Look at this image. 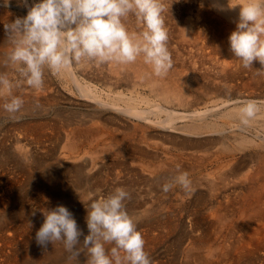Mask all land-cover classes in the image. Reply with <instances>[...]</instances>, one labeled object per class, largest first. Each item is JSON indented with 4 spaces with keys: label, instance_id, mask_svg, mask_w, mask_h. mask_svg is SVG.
<instances>
[{
    "label": "rangeland",
    "instance_id": "obj_1",
    "mask_svg": "<svg viewBox=\"0 0 264 264\" xmlns=\"http://www.w3.org/2000/svg\"><path fill=\"white\" fill-rule=\"evenodd\" d=\"M29 2L31 3L32 0H29ZM165 2L170 8V11L165 13V21L167 22L165 25L166 27L168 26L167 29L169 33L168 48L169 51H172L170 52L172 60L173 58L178 57L176 60H173V66L166 75H161V77L155 75L150 65L147 66V64L143 62L142 57L132 64V67L134 65V68H132L130 64L117 67L114 66V64H117L115 62L112 63L114 67L111 63H106L104 66L100 65L104 70H110L112 73H108L110 75H108L109 80L106 78H101L100 80L98 78L97 75L99 74H97V71L99 65L95 63L84 62L77 65L79 67L77 76H79L81 80H85V82L91 87L93 85L94 87H92V89H94L96 93H100L99 95L102 98H109L110 100H113L115 104L117 103V105L122 107L125 105L131 106L132 104V106L138 109H145L144 112H147L145 114L149 121L135 115H129L122 111L120 112L116 109L113 110L108 107L101 108V106L95 101H91L87 99L85 95L79 94L78 90L71 85L72 83L68 81L64 73L59 76H53L46 73L44 86L40 90H34L27 86L14 90V94L22 96L25 101L21 118L18 120H10L7 118V114L2 108L4 100L0 99V236L3 235L6 238H3V236L0 237V264H23L22 261L24 262L26 257L27 261L24 262V264H86V252H81L77 260H70V254L65 251L62 243H49L45 249L37 245L35 241L36 230L38 231L44 221L43 212L46 209L50 210L58 205L55 200L58 196L48 191V187L41 183L42 179L51 176H53L52 178L60 185L63 186V184H65L63 187L66 188L63 190L62 194H65L66 196L62 195V197L70 196L65 198L66 204L64 206L73 214L78 227L83 230L84 235L88 234V229H86L87 226L85 224V215H87L85 206L88 202L89 193L94 192L96 189H100V194L106 195L116 187H124L131 194V199L125 202L127 210L131 215L140 217L137 229L140 232L143 231L141 233L144 240L147 238L145 240V251L151 257L153 264H192L194 263L192 258L190 256L187 258L186 256L187 247L190 246L187 237H189V235H197L200 231V225L195 227L194 224L192 225L191 219L196 215L198 217L201 215L202 202L200 203V201L202 198L201 195L204 194L203 192L205 191V183L219 181V176L223 174V172L228 174V178L235 179L237 176H242L247 168L255 167V169H257L260 166L262 167V165L264 166L263 143H256L254 145L248 144L245 146L241 145L240 147L237 145V136H239V134H247V137H251L257 132L260 133V131H264V107L260 106L259 103H261V101H257V93L260 92L257 89L258 87L255 86V89L253 83H250V85L248 83L246 85L245 83L243 84L241 78H234L231 80V77L227 76L228 73L225 74V72L240 68L238 63H231L232 61H230L231 64L228 62L230 66L229 64L226 65L227 59L229 61L227 53H222L220 50L216 51V48L213 50H210L209 48V50H204V47H202L197 50V41L194 38H188V40L185 41H182L181 38H179L177 31H179L178 29L181 27V24H183L185 19L184 23L187 21L186 24H189V26H191L193 22H196V24L202 22V15L199 13L200 6L202 3L203 7L206 5L208 7L207 1L165 0ZM199 2L200 4H198ZM0 3H2V0H0ZM16 3L17 0H12V3L8 8L0 7V13L3 14L0 15V18L2 19L0 20V29L3 31H0L2 32V38H4V40H0V56L3 58V54L9 48L7 41H5L6 36L4 25L22 15V12L19 11V8L16 6ZM195 4H198L199 11L194 9ZM175 9H178V14H174L176 12ZM209 9L211 10L210 7ZM187 16L189 17L187 18ZM198 18H200V22H198L199 20H195ZM127 21V25L132 23L136 24V22H134V17H130ZM193 39L194 42H192ZM176 45L180 46L177 47ZM171 46L173 47L171 48ZM174 49L176 50L174 51ZM175 52H177V56ZM193 57L195 59H193ZM141 64L145 68V70H143L144 73L140 72L143 69ZM201 65L206 67L203 68ZM208 65H211V67H208ZM137 66L140 68H136ZM124 67L126 71L124 70ZM4 69L5 68H2L1 71H4ZM137 69H139L140 75H144L145 71L147 72V70L151 69L150 76L153 75L152 77L154 80L157 78L155 81L158 83V86H155L154 89H152L149 87L151 85L150 82L143 83L140 81V75H138ZM5 70L10 77L15 78V74L11 68H6ZM122 70H124V72H122ZM215 71L216 73H214ZM115 72H120V75L122 74L121 80L119 81V79H117L119 81L118 83L115 82ZM245 73L242 74L245 75ZM197 74L201 76H198ZM115 83L117 85L116 87L114 86ZM168 84L170 86H168ZM215 86H218L219 91L212 90ZM178 92L182 95L181 97L177 95ZM122 93L124 96L121 97L120 95H122ZM116 94L119 95V97ZM128 94L132 95L134 101L127 100L129 99L126 98L129 96ZM147 96L149 98H147ZM244 96H249L251 99H254L253 101L258 102L260 111L251 119L252 122L251 120L249 121L250 125L249 123L245 125V127L242 125L243 129H238V126H235L233 127L234 132H229V124L226 121L233 120L238 124H242L240 123L242 114L239 113L238 108H241L239 102L244 100ZM224 100L228 101L224 102ZM160 105L179 112L203 110L208 107L209 109L212 108L216 111H214V118L212 117L209 122L214 124L213 128L215 125H218L212 129V127H207L205 121L202 119H197V122L196 119H181L179 117L178 119L174 116V121L172 120V123L177 126H182L183 128L180 130V128L174 129L164 127L160 123H156L157 119H166L168 116L165 111L158 108ZM253 119L256 122H254ZM168 125L170 124L168 123ZM194 126H197V128ZM224 127L225 129H223ZM193 128H196V132L191 131ZM101 134L102 136H100ZM173 136L174 138H172ZM73 137H75L74 139H81V145L77 148L76 152L71 150L72 148H70V145L68 146L69 143L71 144ZM223 137L226 139L224 140L226 145L229 146L231 144L227 147L228 151H224L221 147V139ZM68 140H70V142ZM87 140H90L91 142H88ZM208 151L209 153H207ZM199 156L200 158H198ZM147 159L149 161H147ZM143 161L147 164L149 162L151 163L147 165ZM221 162H228V165L224 166L225 169H223V166H218ZM139 164L141 165V168ZM177 166H179L182 171H187L190 174L192 180L191 191L184 192L177 187L167 194L161 192L159 185L170 176L176 174ZM234 168L236 173H230V170ZM261 169H264V167ZM49 193L52 194L49 195ZM33 212H35V215H33ZM80 213L82 215H80ZM195 228L196 230H194ZM20 229L21 231H19ZM4 233L10 238H7ZM83 239L84 236H81V243ZM6 240H8V242ZM106 247L110 248L111 246L106 245Z\"/></svg>",
    "mask_w": 264,
    "mask_h": 264
},
{
    "label": "clouds",
    "instance_id": "obj_2",
    "mask_svg": "<svg viewBox=\"0 0 264 264\" xmlns=\"http://www.w3.org/2000/svg\"><path fill=\"white\" fill-rule=\"evenodd\" d=\"M11 3L2 0L0 7L8 8ZM17 6L26 8L27 14L5 23L9 48L0 60V65L15 74L13 78L0 71V99L10 120L20 119L25 105L14 90L23 86L42 89L46 73L59 76L84 62L130 64L141 57L157 76L166 75L173 66L165 25L170 8L165 0H17ZM211 7L217 11L239 8L235 30L228 37L230 52L244 69H253V62L258 61L261 68L256 72L264 75V0H228L226 6L213 0ZM130 17L135 19V32L127 26ZM239 103L241 123L247 125L260 107L253 100ZM177 187L184 192L192 189L190 174L179 166L175 175L159 185L165 194ZM100 193V189L89 193L87 235L69 209L57 205L43 212L36 243L46 249L49 243L60 242L70 260L86 252V264H153L137 229L140 217L126 207L130 192L116 187L106 195Z\"/></svg>",
    "mask_w": 264,
    "mask_h": 264
},
{
    "label": "bare ground",
    "instance_id": "obj_3",
    "mask_svg": "<svg viewBox=\"0 0 264 264\" xmlns=\"http://www.w3.org/2000/svg\"><path fill=\"white\" fill-rule=\"evenodd\" d=\"M168 1V0H166ZM202 1H207L208 7L207 5L202 7L200 6V14L202 15V22H200V18L195 19V20H199L197 23L193 22V24L195 25H191L189 26V24H186V22L183 24H181V27H177L179 28L177 31L179 38H181V40L185 41L188 40V38H194L197 43H196V48L197 50H199V48L204 47V50H213L214 48H216L218 50H220L222 53H227L228 57H229V61L227 59V64L228 65L230 63V61L236 62V64L238 63V66H240V68L238 69H234V70H230L228 72H225V74L228 73V77H231V80L234 78H241L243 84L245 83V85L248 83L250 85V83L254 84V88L256 89V87H258L257 89L260 91L257 93L258 95V100L257 101H261L260 106L264 107V75H259L257 74L256 70L261 68V65L259 64L258 61H254L253 62V69H244L241 66V63L239 60L235 59L233 54L230 52V46H229V42H228V37L230 35V33L232 31L235 30L236 24L235 21L238 19V12H239V8L237 7L236 9H231V10H225V11H217L216 9L211 7V4L213 2V0H202ZM177 2V1H176ZM180 2V1H179ZM192 2V1H191ZM198 2V1H197ZM233 2H242V0H233ZM14 3V2H13ZM30 3V2H29ZM32 3V2H31ZM166 3V2H165ZM181 3V2H180ZM219 3L224 4L225 6L228 3V0H219ZM176 4V3H175ZM200 4V2L198 3ZM198 4H195V10H198ZM177 5V4H176ZM181 5V4H179ZM185 5V4H184ZM183 5V6H184ZM197 5V6H196ZM202 5V3H201ZM17 6V3H16ZM189 6V5H188ZM192 6V5H190ZM173 7V6H172ZM209 7L211 8V10L209 9ZM19 11L22 12V15L25 16L27 14V9L24 7H18ZM16 8V9H17ZM178 8V7H177ZM181 8V7H180ZM13 9V8H12ZM179 9V8H178ZM178 9L176 10V12L174 14H178ZM184 9V8H182ZM191 9V8H190ZM174 10V9H173ZM213 10V12H212ZM3 11V10H2ZM181 11V10H180ZM190 11V10H189ZM188 11V12H189ZM199 11V10H198ZM196 11V12H198ZM9 13V11H8ZM20 13V12H19ZM184 13V12H183ZM191 13V12H190ZM194 13V12H192ZM2 13H0L1 15ZM7 14V13H6ZM13 14V13H11ZM21 14V13H20ZM168 14V13H167ZM3 15V14H2ZM17 15V14H16ZM19 15V14H18ZM22 15H20L22 17ZM172 15V14H171ZM182 15V14H181ZM190 15V14H188ZM8 16V15H7ZM12 16V15H11ZM178 16V15H177ZM198 16V14H197ZM10 17V16H9ZM8 17V18H9ZM13 17V16H12ZM184 17V16H183ZM189 16H187L188 18ZM195 18V17H194ZM197 18V17H196ZM11 19V18H10ZM0 20H2L0 18ZM8 20V19H6ZM5 20V21H6ZM168 20V19H167ZM131 21V19H130ZM192 21V20H190ZM128 22V21H127ZM135 22V21H134ZM173 22V21H172ZM189 22V21H188ZM165 23H167L165 21ZM180 24V23H179ZM191 24V23H190ZM1 26V25H0ZM129 28V31L131 32H135L138 30L137 25L136 24H130L127 25ZM168 27V26H167ZM175 27V26H174ZM173 28V27H172ZM1 30V29H0ZM3 31V30H1ZM0 31V40L4 38H2V32ZM175 37V36H174ZM194 39L192 42H194ZM6 41V40H5ZM191 41V40H190ZM171 42V41H170ZM169 42V43H170ZM180 42V41H179ZM5 43V42H3ZM173 43V42H172ZM171 43V44H172ZM183 43V42H182ZM181 43V44H182ZM175 44V43H174ZM178 44V43H177ZM192 44V43H191ZM188 45V44H187ZM203 45V46H201ZM169 46V45H168ZM177 46V45H176ZM180 45H178L177 47H179ZM173 46H171L172 48ZM188 47V46H187ZM192 47V46H191ZM186 48V47H184ZM193 48V47H192ZM206 48V49H205ZM209 48V49H208ZM182 49V48H181ZM171 50V49H170ZM176 49H174L175 51ZM178 50V49H177ZM184 50V49H183ZM190 50V49H189ZM202 50V49H201ZM172 52V51H170ZM213 52V51H212ZM176 56H177V52ZM206 53V51H205ZM218 53V52H217ZM188 54V53H187ZM193 54V53H192ZM199 54V53H198ZM222 55V54H221ZM226 55V54H225ZM172 56V55H171ZM182 56V55H181ZM194 56V55H193ZM220 56V55H219ZM183 57V56H182ZM185 57V56H184ZM188 57V55H187ZM224 57V56H223ZM226 57V56H225ZM178 58V57H177ZM177 58H173V60L177 59ZM4 58L2 56H0V60H3ZM139 59V58H138ZM180 59V58H179ZM193 59H195L193 57ZM199 59V58H197ZM183 60V59H182ZM207 60V59H206ZM223 60V59H222ZM180 61V60H179ZM192 61V60H191ZM136 62V61H135ZM139 62V61H138ZM178 62V61H177ZM222 62V61H221ZM229 62V63H228ZM113 63V62H112ZM111 63V65L113 66V64ZM191 63V62H190ZM216 63V62H215ZM230 63V64H231ZM133 63H130V66L132 67ZM185 64V63H184ZM229 64V66H230ZM80 65V64H79ZM110 65V66H111ZM122 65H127V64H114V66H122ZM137 65V63H136ZM142 65V64H141ZM183 65V64H182ZM187 65V63H186ZM214 65V64H212ZM222 65V64H221ZM92 66V65H90ZM104 66V64H103ZM113 66V67H114ZM140 66V65H139ZM139 66H137L136 68H138ZM149 66V65H147ZM193 66V65H192ZM204 67V65H201ZM218 66V65H217ZM86 67V66H85ZM98 73L99 75L98 78L101 80V78H106L108 79V73H111L110 70H104L102 68V66H98ZM116 67V68H117ZM141 67V66H140ZM139 67V68H140ZM152 68V66H150ZM200 67V66H199ZM208 67H211V65ZM224 67V66H223ZM228 67V66H227ZM237 67V66H236ZM4 68L2 65H0V71L1 69ZM79 67L77 65H75L72 69H70L68 72H65L64 75H66V78L68 79V81L70 83H72L71 85H73L76 90H78L79 94L85 95V97H87V99L91 100V101H95L99 106L104 107H108L111 109H116L118 111H122L126 114L129 115H135L137 117H141L143 119H147V115L144 112L143 109H138L134 106H119L117 105V103L115 104L113 102V100H110L109 98H102L99 94L100 93H96L94 91V89H92V87H94L92 85V87L85 82V80H81L79 78V76H77V71H79L78 69ZM114 68V69H116ZM134 68V65L133 67ZM142 70L140 71L141 73H144L143 70H145V68L142 65ZM219 68V66H218ZM225 68V67H224ZM222 68V69H224ZM6 69V68H5ZM4 69V71H6ZM112 69V68H110ZM207 69V68H206ZM213 69V68H212ZM96 70V68H95ZM125 70V67H124ZM124 70H122V72H124ZM138 70V72H137ZM136 72L139 74V69H137ZM153 70V69H152ZM196 70V69H194ZM199 70V68H198ZM210 70V68H209ZM225 70V69H224ZM246 70V71H244ZM89 71V70H88ZM126 71V70H125ZM203 71V70H202ZM220 71V70H219ZM121 72V70H120ZM119 73H116L114 75H116V80L115 82L118 83L121 78H122V74L120 75ZM135 72V73H136ZM150 72L151 69L147 70V72L145 71L144 75H140V81H142L143 83H151V85L149 86L150 88L154 89L155 86H158V83L153 79V75L150 76ZM174 72V71H172ZM171 72V73H172ZM205 72V71H204ZM222 72V71H221ZM220 72V73H221ZM246 72V73H245ZM199 73V72H198ZM216 73V71L214 72ZM242 73H245L242 74ZM112 74V73H111ZM184 74V73H183ZM202 74V72H201ZM198 75V74H197ZM94 76V75H93ZM107 76V77H106ZM110 76V75H109ZM201 76V75H198ZM204 76V75H203ZM217 76V75H216ZM215 76V77H216ZM221 76V75H220ZM226 76V75H225ZM226 76V77H227ZM138 77V78H139ZM161 77V76H160ZM189 77V76H188ZM205 77V76H204ZM110 78V77H109ZM159 78V77H158ZM171 78V77H170ZM202 78V77H201ZM211 78V77H210ZM224 78V77H223ZM113 79V78H112ZM111 79V80H112ZM119 79V81L117 80ZM136 79V77H135ZM163 79V77H162ZM198 79V78H197ZM230 79V78H229ZM174 80V79H173ZM207 80V79H206ZM91 81V80H90ZM172 81V80H171ZM208 81V80H207ZM215 81V80H212ZM237 81V80H236ZM211 82V81H210ZM209 82V83H210ZM217 82V81H216ZM220 82V81H219ZM115 83V87L117 86ZM163 83V81H162ZM175 83V82H173ZM190 83V82H189ZM194 83V82H193ZM206 83V82H205ZM208 83V84H209ZM167 84V83H166ZM217 84V83H216ZM242 84V85H243ZM185 85V84H184ZM213 85V83H212ZM215 85V84H214ZM219 85V84H218ZM239 85V84H238ZM168 86H170L168 84ZM173 86V85H172ZM256 86V87H255ZM246 87V86H245ZM160 88V87H159ZM157 88V89H159ZM177 88V87H176ZM237 88V87H236ZM102 89V88H101ZM164 89V88H163ZM168 89V88H167ZM213 91H219L218 86H215L213 89ZM77 92V91H76ZM122 92V91H121ZM119 92V93H121ZM135 92V91H134ZM153 92V91H152ZM164 92V91H163ZM172 92V91H171ZM118 93V94H119ZM146 93V92H145ZM26 94V93H25ZM167 94V93H166ZM170 94V93H169ZM176 94V93H174ZM241 94V93H240ZM102 95V93H101ZM117 95V94H116ZM129 95V94H128ZM177 95L179 97H181L182 95L179 94V92L177 93ZM244 95V94H243ZM249 95V94H248ZM81 96V95H80ZM119 97V95H117ZM121 97L124 96V94L122 93V95H120ZM168 96V95H167ZM234 96V95H233ZM141 97V96H140ZM84 98V97H83ZM129 98L127 100H131L134 101L132 95H129ZM136 98V97H135ZM147 98H149L147 96ZM152 98V97H151ZM165 98V97H164ZM176 98V97H175ZM255 98V97H254ZM115 99V98H114ZM121 99V98H120ZM142 99V98H141ZM244 100H254L251 99V97L249 96H244L243 97ZM260 99V100H259ZM136 100V99H135ZM140 100V99H139ZM146 100V99H145ZM152 100V99H151ZM235 100V99H234ZM237 100V98H236ZM235 100V101H236ZM240 100V99H239ZM112 101V102H111ZM115 101V100H114ZM126 101V100H125ZM228 101V100H226ZM224 100V102H226ZM130 102V101H128ZM140 102V101H139ZM153 102V101H152ZM158 102V101H157ZM186 102V101H185ZM92 103V102H91ZM235 103V102H234ZM258 103V102H257ZM225 104V103H224ZM231 104V103H230ZM159 105V104H158ZM219 106V105H218ZM160 110L165 111L168 116L167 118H163V119H157L156 123H160L162 126L164 127H168V128H180V130L183 128L182 126H177L174 125V123H172V120L174 119V116H176L177 118H190V119H202L205 121V124L207 127H212V129H214L215 127H217V125H215V127L213 128V123L209 122L211 121L213 115H215L216 110L210 108H206L203 110H193L191 112H179V111H175L173 109H169V107H162L161 105L158 107ZM214 108V107H213ZM238 108V107H237ZM235 108V109H237ZM158 109V110H159ZM218 109V107H217ZM157 110V109H156ZM188 110V109H187ZM239 113H241L240 108H238ZM151 112V111H149ZM234 112V111H233ZM237 112V111H235ZM222 113V112H221ZM262 114V113H261ZM217 116V115H216ZM219 116V115H218ZM231 117V116H230ZM239 117V116H238ZM237 117V118H238ZM242 117V115H241ZM116 118V117H115ZM176 118V119H177ZM178 118V119H179ZM214 118V117H213ZM216 118V117H215ZM240 118V117H239ZM175 119V120H176ZM224 119V118H222ZM229 119V118H228ZM114 120V119H113ZM141 120V119H140ZM149 121V119H147ZM227 120V119H226ZM254 120V119H253ZM257 120V119H256ZM259 120V119H258ZM118 121V120H117ZM174 121V120H173ZM194 121V120H193ZM201 121V120H199ZM264 121V120H263ZM154 122V121H153ZM198 122V120H197ZM229 124V132H234L233 131V127H237L242 128L243 124H238L236 122H234L233 120L230 121H226ZM252 122V120H251ZM254 122H256L254 120ZM168 123L170 125H168ZM204 123V122H203ZM218 123V122H217ZM241 123V122H240ZM264 123V122H263ZM124 124V123H123ZM179 124V123H178ZM222 124V123H221ZM255 124V123H254ZM261 124V123H260ZM36 125V124H35ZM186 125V124H184ZM250 125V123H249ZM257 125V124H256ZM96 126V125H95ZM108 126V125H107ZM223 126V125H222ZM253 126V125H252ZM259 126V125H258ZM197 128V126H194ZM245 127V125H244ZM256 127V126H255ZM86 128V127H85ZM98 128V127H97ZM127 128V127H126ZM196 128H193V130L191 129V131L196 132ZM253 128V127H252ZM260 128V127H258ZM264 128V127H263ZM71 129V128H70ZM225 129V127L223 128ZM228 129V128H227ZM236 129V128H234ZM236 129V130H238ZM243 129V128H242ZM246 129V128H245ZM93 130V129H92ZM96 130V129H94ZM218 130V129H217ZM74 131V130H73ZM77 131V130H75ZM80 131V130H79ZM202 131V130H201ZM222 131V130H221ZM244 131V130H243ZM248 131V130H247ZM254 131V130H253ZM252 131V132H253ZM105 132V131H104ZM103 132V133H104ZM161 132V131H160ZM159 132V133H160ZM213 132V131H212ZM226 132V131H225ZM228 132V131H227ZM257 132V131H256ZM102 133V132H101ZM149 133V132H148ZM173 133V132H172ZM201 133V132H199ZM209 133V132H208ZM223 133V132H221ZM255 133V132H254ZM253 133V134H254ZM68 134V133H67ZM84 134V133H83ZM161 134V133H160ZM206 134V133H204ZM86 135V133H85ZM94 135V134H93ZM99 135V134H97ZM146 135V134H145ZM163 135V134H162ZM221 135V134H220ZM231 135V134H230ZM247 134H239L238 137V141H237V145L238 147L245 146L248 144H260L263 143L264 144V131L260 133H255L254 136L251 137H247ZM249 135V134H248ZM69 136V135H68ZM71 136V135H70ZM73 136V135H72ZM79 136V135H78ZM95 136V135H94ZM102 136V134L100 135ZM116 136V135H115ZM114 136V137H115ZM76 137V136H75ZM73 137V140L71 141V144L69 143L70 140H68L70 145V148H72L71 150L75 151L77 150V148L81 145V139ZM147 137V136H146ZM151 137V136H150ZM166 137V136H165ZM214 137V136H213ZM231 137V136H230ZM236 137V138H237ZM68 138V137H67ZM90 138V137H89ZM92 138V137H91ZM102 138V137H100ZM164 138V136H163ZM174 138V136L172 137ZM171 138V139H172ZM184 138V137H183ZM210 138V137H209ZM216 138V137H215ZM186 139V138H185ZM95 140V139H93ZM97 140V138H96ZM110 140V139H109ZM113 140V139H112ZM151 140V139H150ZM165 140V138H164ZM192 140V139H191ZM209 140V139H208ZM213 140V139H212ZM224 140H226L224 137L221 139V147L224 151H228L229 147L228 145H226V143L224 142ZM88 141V140H87ZM90 141V140H89ZM88 141V142H89ZM181 141V139H180ZM196 141V140H195ZM194 141V142H195ZM234 141V140H233ZM236 141V140H235ZM91 142V141H90ZM108 142V141H106ZM228 142V141H227ZM110 143V142H109ZM107 143V144H109ZM181 143V142H178ZM235 143V142H234ZM233 143V144H234ZM94 144V143H93ZM229 144V143H228ZM112 145V144H111ZM110 145V146H111ZM114 145V144H113ZM125 145V144H124ZM149 145V144H148ZM236 145V146H237ZM252 145V146H253ZM99 146V145H98ZM115 146V145H114ZM174 146V145H173ZM251 146V145H250ZM259 146V145H258ZM20 147V146H19ZM66 147V146H65ZM104 147V146H103ZM124 147V146H123ZM165 147V146H164ZM191 147V146H190ZM254 147V146H253ZM64 148V147H63ZM69 148V149H70ZM151 148V147H150ZM181 148V147H180ZM194 148V147H193ZM203 148V147H202ZM220 148V147H219ZM95 149V148H94ZM113 149V148H112ZM182 149V148H181ZM200 149V148H199ZM217 149V148H215ZM64 150V149H63ZM90 150V149H89ZM92 150V149H91ZM104 150V148H103ZM110 150V149H109ZM139 150V149H138ZM143 150V149H142ZM259 150V149H258ZM67 151V150H66ZM82 151V150H81ZM112 151V150H111ZM116 152V151H115ZM192 152V151H190ZM197 152V151H196ZM211 152V151H210ZM242 152V151H241ZM69 153V151H68ZM209 153V151L207 152ZM72 154V153H71ZM149 154V153H148ZM154 154V153H153ZM157 154V153H155ZM173 154V153H172ZM190 154V153H189ZM203 154V153H202ZM206 154V153H205ZM228 154V153H227ZM68 155V154H67ZM152 155V154H151ZM175 155V154H174ZM200 155V154H199ZM208 155V154H207ZM77 156V155H76ZM164 156V155H163ZM204 156V155H203ZM232 156V155H231ZM171 157V156H170ZM180 157V156H179ZM202 157V156H201ZM94 158V157H93ZM96 158V155H95ZM94 158V159H95ZM165 158V157H164ZM172 158V157H171ZM182 158V157H181ZM200 158V156L198 157ZM205 158V157H204ZM243 158V157H241ZM250 158V157H248ZM167 159V158H166ZM196 159V158H195ZM145 160V159H144ZM150 160V158H149ZM147 159V161H149ZM170 160V159H169ZM193 160V159H192ZM219 160V159H218ZM156 161V160H155ZM216 161V160H215ZM85 162V161H84ZM145 162V161H143ZM154 162V161H153ZM171 162V161H170ZM211 162V161H210ZM91 163V162H90ZM139 163V162H138ZM146 163V162H145ZM151 163V162H149ZM148 163V164H149ZM158 163V162H157ZM162 163V162H161ZM72 164V163H71ZM144 164V163H143ZM147 164V163H146ZM145 164V165H146ZM147 164V165H148ZM200 164V163H199ZM203 164V163H202ZM235 164V163H234ZM140 165V164H139ZM142 165V163H141ZM140 165V168H141ZM153 165V164H152ZM173 165V164H172ZM175 165V163H174ZM225 165H228V162H221V164H218L219 167L223 166V169ZM242 165V164H241ZM157 166V164H156ZM205 166V165H204ZM147 167V166H146ZM149 167V166H148ZM151 167V165H150ZM149 167V168H150ZM159 167V166H158ZM162 167V166H161ZM173 167V166H172ZM233 167V166H232ZM242 167V166H241ZM257 167V166H256ZM264 166L262 165V167L260 166L259 168L255 169V167L252 168H247V170L243 173L242 176L240 177H236L235 179H230L228 178V174L223 172V174H221L219 177V181H211L208 183H205V191L203 192L204 194H202V198L200 203L202 204V212L201 215L198 217L197 215L191 219L192 220V225L194 224L195 227H197L198 225H200V231L197 235H189L188 238V243L190 244V246L187 247V258L190 256L192 258V260L194 261V263L192 264H264ZM69 168V167H68ZM98 168V167H97ZM171 168V167H170ZM217 168V167H216ZM50 169V168H49ZM53 169V168H52ZM64 169V168H63ZM198 169V168H197ZM214 169V168H212ZM67 170V169H66ZM146 170V169H145ZM151 170V169H150ZM155 170V169H154ZM238 170V169H237ZM46 171V170H45ZM69 171V170H68ZM198 171V170H197ZM228 171V170H227ZM51 172V171H50ZM157 172V171H156ZM206 172V171H205ZM212 172V171H211ZM63 173V172H62ZM222 173V172H221ZM230 173H236L235 168L230 170ZM7 174V173H6ZM46 174V173H45ZM52 174V173H51ZM77 174V173H76ZM75 174V175H76ZM152 174V173H151ZM158 174V173H157ZM165 174V173H164ZM211 174V173H210ZM214 174V173H213ZM232 174V175H234ZM50 175V174H49ZM74 175V176H75ZM78 175V174H77ZM231 175V174H229ZM63 176V175H62ZM204 176V175H203ZM35 177V176H34ZM51 177H47L41 180V183L46 185L48 187V191L56 194L58 197H56V201L58 203V205H65L66 201L65 198L69 197H62V193L63 190L66 187H63L65 184L60 185L58 182H56V180H54ZM55 177V176H54ZM64 177V176H63ZM76 177V176H75ZM159 177V176H158ZM167 177V175H166ZM12 178V177H11ZM156 178V177H155ZM162 178V177H161ZM239 178V179H238ZM84 179V178H83ZM100 179V178H99ZM252 179V180H251ZM10 180V179H9ZM12 180V179H11ZM16 180V179H15ZM58 180V179H57ZM212 180V179H211ZM85 181V179H84ZM154 181V180H153ZM201 181V180H200ZM61 182V181H60ZM202 183V182H201ZM5 184V183H4ZM41 185V184H40ZM202 185V184H200ZM3 186V185H2ZM203 186V185H202ZM42 188V187H41ZM2 189V188H1ZM6 189V188H5ZM42 190V189H41ZM85 190V189H83ZM39 191V190H38ZM69 191V190H68ZM72 191V190H71ZM43 192V191H42ZM66 192V190H65ZM70 192V191H69ZM1 193V192H0ZM6 193V192H5ZM37 193V191H36ZM52 193H49V195H51ZM67 193V192H66ZM75 193V192H74ZM78 193V192H77ZM81 194V193H80ZM84 194V193H83ZM185 194V193H184ZM39 195V194H38ZM72 195V194H71ZM192 195V193H191ZM63 196H66L65 194ZM81 196V195H80ZM187 196V195H186ZM4 197V196H3ZM34 197V196H33ZM42 198V196H41ZM51 198V197H50ZM6 199V198H4ZM37 199V198H35ZM34 199V200H35ZM40 199V198H38ZM69 199V198H68ZM45 200V199H44ZM48 200V199H47ZM50 200V199H49ZM200 200V199H199ZM41 201V200H40ZM46 201V200H45ZM54 201V200H53ZM55 201V202H56ZM69 201V200H68ZM136 201V200H135ZM195 201V199H194ZM49 202V201H48ZM54 202V203H55ZM141 202V201H140ZM41 203V202H40ZM43 203V202H42ZM68 203V202H67ZM37 204V203H36ZM53 204V203H52ZM183 204V203H182ZM181 204V205H182ZM1 205V204H0ZM47 205V204H46ZM57 205V204H55ZM70 205V204H69ZM151 205V204H150ZM199 205V204H198ZM87 206V204H86ZM51 207V206H50ZM53 207V206H52ZM69 207V206H68ZM191 207V206H190ZM79 208V207H78ZM132 208V207H131ZM84 209V208H83ZM187 209V208H186ZM189 209V208H188ZM41 210V209H40ZM47 210V209H46ZM75 210V209H74ZM77 210V209H76ZM19 211V210H18ZM17 211V212H18ZM79 211V210H77ZM193 211V210H192ZM82 213V211H81ZM80 213V215H82ZM20 214V213H19ZM78 214V213H77ZM18 215V214H16ZM75 215V214H74ZM86 216V215H85ZM18 217V216H17ZM35 217V216H34ZM37 217V216H36ZM165 217V216H164ZM9 219V218H8ZM174 219V218H173ZM84 220V219H83ZM147 220V219H146ZM160 220V219H159ZM168 220V219H167ZM4 221V220H3ZM34 221V220H33ZM165 221V220H164ZM26 222V221H25ZM32 222V221H31ZM24 223V222H23ZM160 223V222H159ZM30 224V223H29ZM40 224V223H37ZM86 224V223H85ZM145 224V223H144ZM150 224V223H149ZM154 224V223H153ZM170 224V223H169ZM40 226V225H39ZM148 226V225H147ZM164 226V225H162ZM35 227L37 228V226L35 225ZM145 227V226H144ZM143 227V228H144ZM167 227V226H166ZM193 227V226H192ZM191 227V228H192ZM39 228V227H38ZM87 229V228H86ZM152 229V228H151ZM161 229V228H160ZM163 229V228H162ZM167 229V228H166ZM190 229V228H189ZM198 229V228H197ZM16 230V229H15ZM150 230V229H148ZM196 230V228L194 229ZM21 231V229L19 230ZM26 231V230H25ZM10 232V231H9ZM18 232V231H17ZM37 232V230H36ZM143 232V231H141ZM149 232V231H147ZM146 232V233H147ZM6 233V232H5ZM4 233V234H5ZM8 233V232H7ZM11 233V232H10ZM14 233V232H13ZM23 233H24V229H23ZM151 233V232H150ZM2 234V233H1ZM9 234V233H8ZM21 234V233H19ZM26 234V233H25ZM6 235V234H5ZM28 235V234H27ZM150 235V234H149ZM3 236V235H1ZM0 236V237H1ZM7 236V235H6ZM151 236V235H150ZM161 236V235H160ZM29 237V236H28ZM3 238H5V236H3ZM7 238H10L7 236ZM33 238V237H32ZM150 238V237H149ZM180 238V237H179ZM6 239V238H5ZM13 239V238H12ZM22 239V238H21ZM28 239V238H27ZM147 239V238H146ZM145 239V240H146ZM182 239V238H181ZM2 240V239H1ZM150 240V239H149ZM4 241V240H3ZM8 242V240H6ZM36 241V240H35ZM11 242V241H9ZM14 242V241H13ZM24 242V241H23ZM23 244V243H22ZM34 244V243H33ZM57 244V243H56ZM38 245V244H37ZM49 245V244H48ZM47 245V246H48ZM23 246V245H22ZM63 246V245H62ZM56 247V246H55ZM8 248V247H7ZM11 248V247H10ZM40 248V247H39ZM50 248V246H49ZM54 248V247H53ZM9 249V248H8ZM26 249V248H25ZM56 249V248H55ZM201 249V250H199ZM57 250V249H56ZM59 250V249H58ZM192 250V252H191ZM38 251V250H37ZM36 251V252H37ZM43 251V250H41ZM50 251V250H49ZM39 252V251H38ZM48 252V251H47ZM3 253V252H2ZM15 253V252H14ZM43 253V252H42ZM46 253V252H45ZM51 253H52V249H51ZM49 253V254H51ZM60 253V252H59ZM12 254V253H11ZM33 254V252H32ZM35 254V253H34ZM54 254V253H53ZM47 255V254H46ZM55 255V254H54ZM57 255V254H56ZM4 256V255H3ZM9 256V255H8ZM20 256V255H19ZM33 256V255H32ZM48 256V255H47ZM24 257V256H23ZM26 257V255H25ZM24 257V258H25ZM22 258V257H21ZM38 258V257H37ZM41 258V257H40ZM8 259V258H7ZM190 259V258H189ZM4 260V259H3ZM16 260V259H15ZM25 260V259H23ZM29 260V259H28ZM31 260V259H30ZM33 260V259H32ZM187 260V259H186ZM27 261V257L26 260L24 262ZM191 261V260H190ZM8 262V261H7ZM14 262V261H13ZM24 262L22 261V263L24 264ZM189 262V261H188ZM21 263V262H20ZM30 263V262H29ZM84 263V262H83Z\"/></svg>",
    "mask_w": 264,
    "mask_h": 264
}]
</instances>
